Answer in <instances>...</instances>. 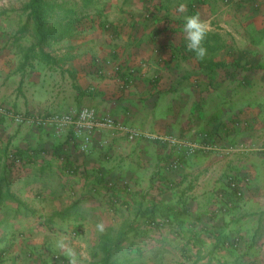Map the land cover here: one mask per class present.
<instances>
[{"label":"crops","instance_id":"obj_1","mask_svg":"<svg viewBox=\"0 0 264 264\" xmlns=\"http://www.w3.org/2000/svg\"><path fill=\"white\" fill-rule=\"evenodd\" d=\"M27 5L0 2V106H92L221 149L167 169L170 146L105 129L84 152L72 129L0 114V264H264V158L226 151L262 137L222 128L217 111L237 74L262 67L264 0H100L91 19L45 41ZM189 16L207 25L203 58L186 47Z\"/></svg>","mask_w":264,"mask_h":264},{"label":"built area","instance_id":"obj_2","mask_svg":"<svg viewBox=\"0 0 264 264\" xmlns=\"http://www.w3.org/2000/svg\"><path fill=\"white\" fill-rule=\"evenodd\" d=\"M227 3L231 0H225ZM110 62V61H109ZM132 74L126 77L125 87L132 85ZM0 114L6 115L17 124H34L39 127H51L58 133L72 129L74 139H81L82 151H89L93 144L95 132L110 129L116 133H122L131 142L151 141L160 145L170 146L173 149L171 157L165 162L167 169H178L185 156H193L199 153L219 151L221 148L215 145L206 135L201 139L190 140L189 138L173 134L150 131L139 127L128 125L112 115H101L92 106H83L78 111L65 113H48L43 115H32L19 112L14 109L0 106ZM228 153L239 150H226ZM231 188L238 197L243 196V191L237 180H230ZM79 231H75V234Z\"/></svg>","mask_w":264,"mask_h":264},{"label":"rangeland","instance_id":"obj_3","mask_svg":"<svg viewBox=\"0 0 264 264\" xmlns=\"http://www.w3.org/2000/svg\"><path fill=\"white\" fill-rule=\"evenodd\" d=\"M28 1L29 0H0V2L4 3L21 4L22 8H25ZM50 2L53 8L50 10L51 15L49 18V24H53L57 19L64 16L65 13L69 12L67 10H69L68 8L71 7L75 0H51ZM78 2L77 9L81 11V6L84 5V1L80 0ZM99 2L100 0H92V3L87 10L79 12L78 16L77 13L74 12V16H77L80 20L88 21L93 15L92 8L99 4ZM259 42L261 47L256 49L257 53L259 52L258 49L264 51V37L260 39ZM261 63L262 67L256 68L255 71L242 70L243 72L241 71L240 74H237L235 79L236 82L234 83H237L238 86L235 89L232 88L231 91L221 92V94L224 95H221L223 103L217 111L220 120L218 124L221 125L222 128L227 127L226 129L231 133L233 132V129L241 130L247 128L250 131H254L257 136L262 137V141L260 142H241L233 139L229 143V148H226V150L230 149L239 150L240 152H251L252 154H255V156L260 155L264 158V60H261ZM231 71L232 70L225 71V76L227 78H235L233 71ZM7 108L16 110L13 107ZM194 140L197 139H193V141ZM143 142L151 143V141Z\"/></svg>","mask_w":264,"mask_h":264},{"label":"trees","instance_id":"obj_4","mask_svg":"<svg viewBox=\"0 0 264 264\" xmlns=\"http://www.w3.org/2000/svg\"><path fill=\"white\" fill-rule=\"evenodd\" d=\"M51 0H29L28 2V10L30 11L31 17L34 21V29H35V34L39 37L40 41H45L47 40V37H55L56 35L61 32V34H66L70 33L71 28L68 27L70 22L74 19H77L78 13L81 11H85L89 8V5L92 3V0H82L84 1V5L81 6V11L77 9L78 1L80 0H75L73 2V6L69 7L67 13L64 14L61 18L57 19L53 24H49V18H50V10H52L53 6H51ZM61 8V7H60ZM63 10V9H61ZM66 11V10H65ZM74 12L77 13V16H74ZM63 20H69L67 23H64ZM62 21V22H61ZM68 24V25H67ZM11 157L14 159L17 164H20L21 158L18 156H13ZM114 186H109V188H112ZM166 209L169 210V207ZM168 214V213H167ZM156 222V221H155ZM162 224L164 225H171L173 223V219L170 218L169 216L163 217V220H161ZM124 237L120 236L119 240L117 241L115 247L116 249L119 248V245L122 243ZM112 255H108L107 259H110Z\"/></svg>","mask_w":264,"mask_h":264},{"label":"clouds","instance_id":"obj_5","mask_svg":"<svg viewBox=\"0 0 264 264\" xmlns=\"http://www.w3.org/2000/svg\"><path fill=\"white\" fill-rule=\"evenodd\" d=\"M184 31L186 33V47L200 58H203L206 55L203 41L207 33V25L198 16H189L186 18Z\"/></svg>","mask_w":264,"mask_h":264}]
</instances>
